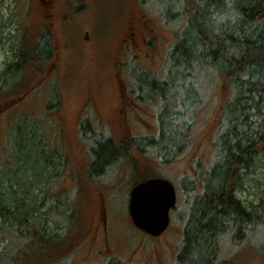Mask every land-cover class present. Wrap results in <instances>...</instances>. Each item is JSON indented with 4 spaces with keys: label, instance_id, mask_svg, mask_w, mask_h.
<instances>
[{
    "label": "rangeland",
    "instance_id": "1",
    "mask_svg": "<svg viewBox=\"0 0 264 264\" xmlns=\"http://www.w3.org/2000/svg\"><path fill=\"white\" fill-rule=\"evenodd\" d=\"M171 1L169 4L174 10L170 17L163 11V2L153 3L152 0H53L50 8L44 6L42 0H0V73L12 61L17 40L20 41L25 33L35 42L45 36L52 50L50 60L24 69L23 90H20L21 83L3 87L0 82V167L14 144L11 136H6L4 142L8 122L12 126L19 119V115L16 116L19 112L13 107L21 112H33L32 117L27 118L43 130L47 129L44 119L57 113L54 121L53 118L50 121L48 133L49 143L56 140L43 150L46 154L48 147L52 150L63 141L57 140L54 124L60 126L61 121L69 122L65 134L71 138L69 143L65 141L57 146L67 156L69 154L68 164H59L60 152L53 151L51 158V165L59 166L62 172L57 178L54 168L50 169L51 179L55 181L53 190L62 192L58 198L61 203L50 197L36 213L42 217L38 221L46 238L53 239L47 240L42 248L33 236L22 237L16 232L10 239L15 245L21 242L22 252L31 257L25 264H110L112 259L121 264H176L183 249L184 229L189 224L185 225L186 217L189 215L190 218L195 202L201 197L197 196L204 192L202 176L211 175L223 155L217 143V122L221 121L218 117L224 101L232 94L226 90L222 77L214 83L209 73L200 68L198 79L190 89H201L203 101L188 114V124L182 129L184 136L174 139L177 146L172 145L178 152L168 156L169 159L163 158V151L162 154L157 152L158 144H152L150 140H157L161 135L158 116L162 105L159 98L158 106L141 99L130 70L134 66L138 72L153 74L134 76L143 82H150L154 75L164 77V66L171 65L170 53L182 36L189 16L186 4L182 6L179 0ZM53 7L55 15L51 23L47 14H54ZM258 25L264 24L259 22ZM230 27L227 25L222 29ZM85 31L90 32L89 41L84 40ZM125 45L128 47L124 48ZM147 87L144 88L145 96L151 95ZM126 88L127 96L123 92ZM32 89V94L18 103L19 95L30 93ZM44 100L48 101L47 105L50 102L58 108L48 110L47 106L43 111ZM178 107L177 104L175 108ZM134 114L142 123L132 118ZM85 117H91L92 127L81 132L79 140L78 129L82 131V126L86 125ZM146 120L148 123L143 124ZM94 133L105 137H93ZM106 137H111L125 154L119 157L117 153L116 158L120 161L113 166L99 163L98 159L99 148L103 152L110 146ZM30 138L36 143L32 133ZM93 138L97 145H93L96 141ZM259 163L256 160L254 167ZM253 169L250 177L260 182H253L250 190L235 194L248 211L264 215V202L258 201L254 192V189L259 192L264 188V169ZM0 177L3 198L12 200L9 190L14 191L15 196L21 195L24 183H13L11 188L8 179L1 174V168ZM157 177L167 178L175 184L178 204L170 212V228L162 237L153 239L131 223L128 203L133 184ZM38 186H34L35 193L42 202L44 194L37 192ZM35 188L31 187V190ZM53 205L57 208L51 210V215L45 214ZM251 228L233 241L224 235L218 237V247H221L226 264H262L259 246L264 253V227L255 223V230ZM13 230L11 223L4 225L0 220V255L6 248L4 235ZM12 254L13 250L0 264H12Z\"/></svg>",
    "mask_w": 264,
    "mask_h": 264
},
{
    "label": "trees",
    "instance_id": "2",
    "mask_svg": "<svg viewBox=\"0 0 264 264\" xmlns=\"http://www.w3.org/2000/svg\"><path fill=\"white\" fill-rule=\"evenodd\" d=\"M154 1L163 2V11H167L168 16L171 17L174 8L170 7L169 0H152L153 3ZM179 1L182 6L187 5L186 12L189 16L182 36L176 40L170 53L172 63L169 67L164 66V77L157 78L154 75L150 82H143L134 76L140 74L146 77L150 74L148 71L138 72L134 66L130 71L141 99L146 103L157 105L159 98V104L162 105L161 115L158 116V130L161 135L157 140L150 141L152 144H158L157 152L162 154L163 151L162 156L165 159H169L168 156L178 152L172 145L177 146L174 139L179 135L184 136L182 129L188 124V114L197 109L196 107H200L203 101L201 89H190L193 87L194 80L198 79L197 73L201 71L199 69L207 71L214 79V83L222 77L226 90L231 91L232 96L224 101L222 113L218 117L221 121L217 122V128L220 129H217L219 133L217 143L223 155L219 162H216L211 175L202 176L205 189L201 195L197 196V198L201 197L193 207L192 212H194L185 230L183 249L176 262V264H226L224 256H221V247H218L219 236L224 235L233 241L236 237L240 238L243 231L248 230L249 227H252L254 231L255 223L264 227V215L248 211L235 194V192L250 190L253 182L259 181L250 177L254 173L253 168L255 171L257 168L264 169V25H258L259 22L264 24V0ZM227 25L231 27L223 30L222 28ZM51 54L52 50L45 36L35 42L29 40L25 33L20 41L17 40L12 61L0 73L2 86L12 87L15 82H18L22 86L20 90H23L25 85L22 84V76L26 73L24 69L32 68L31 65L35 63L50 60ZM150 75L153 76V74ZM145 87L151 95L145 96ZM23 95L24 93L17 99L22 98ZM47 103L48 101L44 100L43 111L47 106H49L48 110L58 108L56 104L49 102L47 105ZM177 104L178 109L175 108ZM13 108L19 112V114L16 113L19 119L12 126L10 121L8 122L9 127L4 142H6V136H11L14 144L0 168L1 174L8 179L11 188L14 187L13 183L24 184L19 197L15 196L14 191L9 190L8 194L12 200L3 198L0 193V220L4 225L11 223L14 227L13 231H7L8 235L3 237L6 240V248L0 255V261L5 257L7 259L9 252L13 250L10 257L11 263L25 264L31 257L22 252L21 242L18 243L21 245L17 248L18 244H13L10 239L16 232L22 237L33 236L38 239L41 248L47 240L53 239L46 238L45 231L39 226L38 221V218L42 219V217L36 213L41 205L47 202L46 199L49 200L50 197L58 199L62 194L58 190L54 191L52 187L55 181L51 179L50 169L54 168L57 178L62 175V172L59 171V166L55 168L51 165V158L54 155L53 151L58 152L57 154L60 152L59 164L61 166L68 164L69 154L67 156L57 146L63 145V142H68L71 138L67 133L65 134L69 128V122L61 121L60 126L54 124L55 135L59 137L57 140L63 141L52 150L48 147V154H46L43 150L56 140H51L49 143L48 133L52 124L50 121L52 118L54 121L57 113L44 119L47 128L45 131L27 118L32 117V111V113L27 110L21 112ZM222 117H224L223 120ZM83 121L86 125L82 126V131L78 130V139L81 132L91 130L92 127L91 117H85ZM96 125L100 126L97 123ZM30 133L35 136L36 143L30 140ZM96 136L100 139L105 137L104 134L94 133L93 137ZM106 138L109 139L110 146L104 148L103 152L99 148L98 159L99 163L105 162L107 166H113L120 161L116 158L117 153L119 157L125 154L111 137ZM93 140L96 139L93 138ZM93 145H97V140ZM256 160L260 162L258 167H254ZM35 173L37 177H34ZM34 186H38L37 192L44 194L42 202L35 193ZM31 187L35 189L31 190ZM254 192L257 194V200L263 203L264 188L259 189V192L254 189ZM57 201L61 203L60 199ZM55 208L57 205H53L45 214L51 215V210ZM12 209L16 210L12 211ZM219 228L220 231H217ZM259 249L260 258L264 264V253L260 246ZM113 263L121 264L114 261ZM113 263L110 262V264Z\"/></svg>",
    "mask_w": 264,
    "mask_h": 264
},
{
    "label": "water",
    "instance_id": "3",
    "mask_svg": "<svg viewBox=\"0 0 264 264\" xmlns=\"http://www.w3.org/2000/svg\"><path fill=\"white\" fill-rule=\"evenodd\" d=\"M175 204L174 185L166 179H150L132 189L129 214L135 226L157 237L169 226V211Z\"/></svg>",
    "mask_w": 264,
    "mask_h": 264
},
{
    "label": "flooded vegetation",
    "instance_id": "4",
    "mask_svg": "<svg viewBox=\"0 0 264 264\" xmlns=\"http://www.w3.org/2000/svg\"><path fill=\"white\" fill-rule=\"evenodd\" d=\"M53 0H42V2H43V5L44 6H47V7H51V2H52ZM55 7V6H54ZM54 7H53V12H54V14H52L51 16L49 15V14H47V17L50 19L51 18V23H53V17H54V15H55V10H54ZM133 117V119H136L137 120V118H139L138 116H136V115H132ZM126 123V122H125ZM143 123H148L147 121H145V122H143ZM200 179H198V181H199ZM202 181V180H201ZM202 183H203V181H202ZM204 189H205V184H204ZM195 190V189H194ZM130 194V193H129ZM189 221H190V218H189V220H188V223H189Z\"/></svg>",
    "mask_w": 264,
    "mask_h": 264
}]
</instances>
